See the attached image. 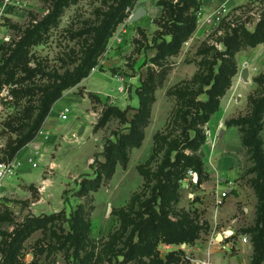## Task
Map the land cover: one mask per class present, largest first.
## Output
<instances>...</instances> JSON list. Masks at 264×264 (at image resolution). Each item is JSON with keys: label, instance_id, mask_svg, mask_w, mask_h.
Here are the masks:
<instances>
[{"label": "rangeland", "instance_id": "obj_1", "mask_svg": "<svg viewBox=\"0 0 264 264\" xmlns=\"http://www.w3.org/2000/svg\"><path fill=\"white\" fill-rule=\"evenodd\" d=\"M160 1H165L172 12L167 10V15L162 12L156 19L144 17L130 23L141 7L157 13ZM178 1L0 0V67L25 33L35 30L38 39L30 41L26 51L29 67L40 69L30 83L40 87L52 85L56 79L59 82L78 69L93 45L95 31L103 24L113 29L97 51L96 66L87 78L63 91L61 100L44 119L39 133L44 131L47 120L58 119L51 126L56 139L44 142L47 149L31 161V167L38 166L32 167L34 178L23 180L18 174L13 178L17 180L14 185L4 187L5 194L0 199V264H155L140 256L138 250L141 238L149 239L151 231L139 236L135 224L153 216L151 211H159L161 200L168 221L190 223L196 228L198 240L210 232L206 209L233 203L239 211L235 218L250 217L253 223L242 217L244 225L235 234L230 231V241L234 243L237 236L247 239L254 252L253 238L258 235L259 224L264 226V103L259 109L261 119L253 128L261 143L263 162L257 170L251 152L243 146L241 130L235 128L244 160L242 165L231 167L235 170V190L228 201L217 206L215 196L212 204L198 196L201 185L196 170L203 172L202 185L209 180V171L218 176L214 191L217 187L222 191L218 164L225 165L229 155L225 154L228 145L221 130L230 129L227 124L231 121H249L250 100H264V44L253 49L245 47L232 57L221 55L227 50V39L236 31L241 38L255 32L264 36V1L251 2L238 14L231 11L215 27L200 33L196 26L179 52L172 54L173 41L193 25L192 8L173 9ZM220 66L223 78L233 76L219 100L218 111L211 114L206 103L212 85L207 83L219 73ZM244 71L248 72L247 79L243 78ZM29 86V82L10 84L0 90V159L3 151L25 144L24 134L39 115L37 98L18 99L13 94ZM218 87L224 89V84L218 81ZM180 90L188 92L183 101L177 96ZM140 97L148 99L150 111L141 146L127 149V165H118L110 180L104 177L96 192L79 196L81 183L94 179V172L104 163L102 154L107 141H115L116 133H128V123L137 113ZM24 109H30L32 115L18 123L14 117ZM120 112L126 114L127 123ZM65 116L68 121L59 120ZM21 124L22 132L18 131ZM72 125L76 128L74 134L68 132ZM187 160L195 166H188ZM173 169L183 177L193 171L196 176L191 183L197 179L196 186L190 183L184 187L182 182L171 179L170 185L160 191L165 186L161 173L171 174ZM26 193L30 198L25 199ZM73 217L81 238L77 255L69 226ZM156 232L160 238V231ZM132 243L136 248H131ZM149 244L163 264L168 254L179 250L184 252L179 264H191L187 250L192 246L186 243Z\"/></svg>", "mask_w": 264, "mask_h": 264}, {"label": "trees", "instance_id": "obj_2", "mask_svg": "<svg viewBox=\"0 0 264 264\" xmlns=\"http://www.w3.org/2000/svg\"><path fill=\"white\" fill-rule=\"evenodd\" d=\"M158 6L162 8L163 15H167L169 10L172 12V8L167 9V3L165 1L158 2ZM177 8H181L182 10H187L192 8L193 13V25L189 26L182 35L181 38H176L173 42L175 46L173 47L174 53L177 54L180 50L181 45L185 41L188 35H191L197 26V14L201 8L200 0H180L174 5V10ZM181 10V11H182ZM182 24V23H180ZM179 26V25H178ZM113 29L111 26L107 25V23L103 24L101 28L95 31L94 42L91 48H89L84 57V61L81 66L76 69L72 74L68 73L65 77L61 78L59 82L56 81L49 86L40 87L35 83H30L40 72V69L36 67L32 69L29 67V62L27 60L26 51L27 47L30 45V41L37 40L38 37L35 35L36 31L25 33L24 39L20 43H18L13 51H10V57L8 59H2V65L0 67V90L4 85H23L25 82H29V87L23 88L19 91H14L13 94L16 98L19 97H29L30 100L37 98L40 102L39 106V115L32 127L29 128V131L24 134L23 141L24 145L16 144L9 152L3 151V157L0 159L1 163H9L15 160L18 154L29 144L33 143L37 138V133L40 131V127L43 124L44 119H46L52 108L61 100L63 91L73 88L80 83L83 79L87 78L89 72L96 66V55L97 51L102 49L103 42L106 38H110ZM260 33L255 32L253 34H245L244 37L241 36L236 31L232 37L227 39V50L225 54L221 55H229L230 57L233 54H236L240 50H243L245 47L255 48L258 45L264 44V36L259 35ZM35 38V39H34ZM29 44V45H28ZM210 49L206 52H209ZM232 59V58H230ZM21 75L17 78V75ZM222 66L219 67V73L213 77V80H210L207 83V86L212 85L211 90L209 92V99L206 103L207 109L209 113L214 114L218 111L219 100L223 98L225 95V91L230 86V79L233 75L223 78L222 77ZM218 81H221L224 84V89L218 87ZM188 94L186 90H180L177 94L178 99L183 101L184 95ZM264 103V100H261L259 103H256L255 100H250V106L252 107V118L249 121H231L227 124L229 128H238L241 130V141L243 146L247 148L251 153V158L256 163V167L258 170L259 165L263 162V158L260 155V147L261 143L257 141V137L253 132L254 125H256L261 119L260 107ZM136 115L134 119L128 123L130 127L127 129V134L116 133L114 134L115 141L108 140L104 152L102 154L105 159L104 163H100L99 167L94 172V179H85L78 191L79 196H86L91 192H96L102 183L103 178L110 180L115 174L116 168L118 165L126 166L128 163L127 149L128 148H139L144 139V130L148 125L149 119V102L148 99H143L140 97L139 106L136 110ZM32 115L30 109H24L23 111H19L16 113L14 119L18 123H21L26 118H29ZM121 118L126 123L128 122L126 119V114L120 112ZM185 122L189 126H191L187 117H184ZM248 125L249 130L245 131L244 126ZM23 128V124L19 126L18 131H21ZM244 130V131H243ZM22 132V131H21ZM186 164L188 166H195V163L191 160H187ZM181 167V166H179ZM199 172L200 180L199 186L202 185L203 181V172L201 170H196ZM194 171V172H196ZM170 172V171H169ZM173 173H161L163 175V180L165 186L160 188V191L166 189V186L170 185V180L174 179L176 182H183L187 176L188 172L185 173L184 177L181 174H175V169L172 171ZM206 176V175H205ZM207 179V177H206ZM153 216L147 217L148 219L140 220L139 223L135 224V230L139 236L147 230L151 231V235L149 239L141 238V244L139 255L148 257L150 262L154 261L155 264H163L161 260H159L154 255L155 248L150 245V242H153L158 245L159 243H163L171 246H180L183 243H186L188 246H193L195 242L199 239V235L196 233V228L192 226L190 223L183 222L181 224H173L168 221L167 217H165L164 207L162 205L159 207V211H151V215ZM76 217H73L70 220L69 226L72 232V236L74 238L76 251L75 255H77V249L81 245V238L77 231L76 227ZM259 224V223H258ZM148 225V226H147ZM261 227L258 229V235L253 238L254 244V256L251 264H263L264 263V226L259 224ZM263 226V227H262ZM156 229L160 231V238H158ZM136 248L135 244H131V248ZM184 256V252L174 251L167 255V263L166 264H179V258ZM170 258H174L170 260ZM176 262V263H175ZM178 262V263H177ZM185 262V261H184ZM165 264V263H164Z\"/></svg>", "mask_w": 264, "mask_h": 264}, {"label": "crops", "instance_id": "obj_3", "mask_svg": "<svg viewBox=\"0 0 264 264\" xmlns=\"http://www.w3.org/2000/svg\"><path fill=\"white\" fill-rule=\"evenodd\" d=\"M201 1V8L199 13L197 14V26H198V33L200 31L205 30L209 28L210 26H216L218 21L220 19L224 18L226 14H230L231 11H234L233 13L238 14L241 9H245V6H247L251 2L255 3H262L264 0H200ZM147 10V18L156 19L159 17L162 13L161 8H158V12L154 13V10H148L147 7H145ZM148 25V24H147ZM67 106L63 107L62 110L59 112L60 115H62L64 109ZM58 114V115H59ZM59 117V116H58ZM62 118H59V120ZM63 121V120H62ZM68 121V118L65 120ZM58 123V119L52 121L47 120L43 129L44 131H41V134L38 138V140L33 143L28 148H24L18 156L15 158L16 161H19L21 163V168L18 171L19 178L26 180L28 178H34L32 177L33 168L31 167L30 163L33 160L36 153H42L44 150H46V143L55 141V136H52L51 134V126L56 125ZM75 125H72L69 127L68 132L76 133ZM221 133L224 135V141H226L225 146V154L229 155L225 165L224 163H220L222 167L219 166V169L222 172V176L219 178L222 187H224L222 190H229L230 195L226 201L230 199L232 196L233 191L235 188L232 187V175L234 174L235 170H231V167L242 165V161L244 160L242 158L243 149L240 145V140L237 135V129L230 128L228 130L222 131ZM46 163V160H45ZM47 164V163H46ZM225 171H223V170ZM237 169V168H236ZM12 180V181H11ZM6 185L9 184L12 186L14 185L17 180L11 179ZM230 181V183L226 186L227 181ZM218 182V176H215V174L211 173L209 171V180L201 185V189L198 193V196H202L205 198V200L212 201L214 199V196L216 198V195H214L216 192L215 190V184ZM220 184V185H221ZM6 187V186H5ZM232 187V188H231ZM7 189V187H6ZM12 189V188H11ZM6 190L8 193L11 191ZM220 190V188L217 187V190ZM13 190V189H12ZM214 191V192H213ZM5 194V188L1 193V197ZM30 198L29 195H25V199ZM225 201V202H226ZM212 204V202H210ZM238 207L235 206L233 203H229L224 205L222 208H215L210 207L206 209V219L210 226V232L208 234H205L202 236L200 240L196 242L194 246L191 248H188L187 253L189 255V258L191 259V264H251L254 256L253 247L251 243L247 240V243H243V238L240 236H237V238L234 240V243L230 241V238H224L223 241L218 242L216 241L218 235H222L224 233H228L232 231L234 234L237 232V228H240L241 225H244V221H241L242 217L246 216H240L238 218H235L236 215L239 214V211L237 209ZM246 222L253 223L252 218L246 217ZM264 264V263H263Z\"/></svg>", "mask_w": 264, "mask_h": 264}, {"label": "built area", "instance_id": "obj_4", "mask_svg": "<svg viewBox=\"0 0 264 264\" xmlns=\"http://www.w3.org/2000/svg\"><path fill=\"white\" fill-rule=\"evenodd\" d=\"M67 119V117H63L62 120L65 121ZM41 134V133H39ZM38 156V153L35 154V158ZM21 163L19 161H12L9 163H1L0 162V199H1V193L7 183V181L15 178L18 175V171L21 168ZM32 167L34 169H37L38 166L36 164H33ZM195 174L193 173V171H190L188 173L187 178L182 182L185 186H190V183L194 181L195 179ZM197 178V177H196ZM197 183V179L195 180ZM196 183L192 185V187L196 186ZM230 195V191L229 190H222L220 191L218 189V191H216V204L217 206H222L225 201L228 199ZM243 243H247V239H243Z\"/></svg>", "mask_w": 264, "mask_h": 264}, {"label": "water", "instance_id": "obj_5", "mask_svg": "<svg viewBox=\"0 0 264 264\" xmlns=\"http://www.w3.org/2000/svg\"><path fill=\"white\" fill-rule=\"evenodd\" d=\"M147 14H148V12H147V10H146L145 8L141 7V8H139V9H137V10L135 11V13L132 15V17L130 18V23H131V24L137 23V22L140 21L142 18L146 17ZM243 78H244V79H247V78H248V72H247V71H244V72H243ZM231 235H232L231 232L224 233V234H222V235H218L216 241L221 242V241H223V237H224V238H229ZM219 237L222 238V240L219 241V240H218Z\"/></svg>", "mask_w": 264, "mask_h": 264}]
</instances>
